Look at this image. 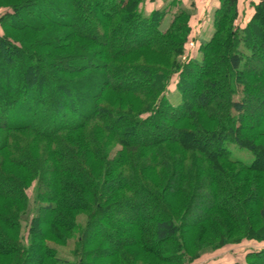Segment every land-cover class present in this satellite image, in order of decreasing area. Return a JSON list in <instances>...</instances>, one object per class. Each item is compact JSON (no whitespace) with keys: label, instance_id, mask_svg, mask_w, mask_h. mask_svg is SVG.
Listing matches in <instances>:
<instances>
[{"label":"trees","instance_id":"16d2710c","mask_svg":"<svg viewBox=\"0 0 264 264\" xmlns=\"http://www.w3.org/2000/svg\"><path fill=\"white\" fill-rule=\"evenodd\" d=\"M75 1L83 2V13ZM147 1L153 0H18L0 16V57L26 60L23 85L0 82V256L9 264L34 257L36 264H87L94 257L90 245L112 240L119 246L111 264H132L125 239L163 264H188L195 259L183 238L191 207L181 215L170 209L181 197L189 205L200 196L212 199L198 223L216 221L222 211L240 238L264 239V119L244 123L252 91L264 90V69L252 68L264 46L253 32L257 23L264 26V0L244 25L234 24L238 0H217L208 38L193 36L191 13L180 1L145 15ZM45 4L59 7L61 16ZM39 34L46 38L36 45ZM190 41L200 58L191 54ZM67 62L87 74L88 106L61 99L79 86L61 74ZM42 65L48 69L38 72ZM174 78L175 105L167 96ZM259 106L264 110V101ZM60 111L67 121L56 117ZM160 126L178 136H156ZM200 141L215 147L206 153L193 145ZM228 141L248 149L252 162L233 159ZM139 200L157 212L140 215L130 227L105 220L120 203ZM77 212L86 213L83 221L73 219ZM255 216L260 228L251 221ZM101 225L104 233L89 234ZM57 245L74 246L64 255ZM246 260L264 264V249Z\"/></svg>","mask_w":264,"mask_h":264},{"label":"rangeland","instance_id":"374dc122","mask_svg":"<svg viewBox=\"0 0 264 264\" xmlns=\"http://www.w3.org/2000/svg\"><path fill=\"white\" fill-rule=\"evenodd\" d=\"M18 0H0V16L4 13L5 8L12 4L17 2ZM164 2H169L170 0H163ZM217 2V0H216ZM258 2V0H238L237 6H238V14L237 18L234 20V24H240L244 25L252 16L254 11V5ZM148 2L144 3V6L142 8V11L145 15L149 13V11L155 7V3H150V6L148 7ZM48 8L53 10L54 16H61L58 14L60 11V8L57 7V9H52V6L49 4H45ZM75 7L81 13H83L84 4L82 1H75ZM175 8V7H174ZM175 10V9H174ZM25 12L28 14L29 10L25 9ZM98 15L96 14L93 19H97ZM40 18L38 21H43L44 17H38ZM93 20V21H94ZM50 25V24H48ZM212 25V22H211ZM259 27L258 29L254 28V36L264 42V26H262L260 23H257ZM88 25L83 24L80 26V29L83 31L87 28ZM208 26L204 30H202V34L198 36H201L203 38H208L211 30ZM3 33V29L0 26V34ZM8 35L14 37V38H20L22 36V33L14 32L9 30ZM97 36H100V32H97ZM196 34H193V36H196ZM46 37H41V35H37L36 45H40L41 42L45 41ZM192 48H189L192 50L191 54L197 58H200V53L197 51L195 44L193 46H190ZM187 54H185L186 56ZM259 59L255 61L252 64L253 69H264V46L263 49H260L259 51ZM0 82L1 83H8L11 86L15 85H23L24 84V65L26 63V60L18 57V58H9L7 55H2L0 57ZM139 61L147 62V63H155V64H162V65H168L164 61H155V60H148V59H138ZM88 66L92 64V61L86 62ZM46 69H48V66L42 65L38 68V72H44ZM61 74L74 79L79 82V86H76L74 89L70 88L67 89V94L63 96L62 94V101L68 100L73 105L80 104L81 106H88V101L92 100L90 99V96L88 94H84L83 91L87 89V82H86V76L87 74L79 73L77 69L73 64L71 63H65L62 65ZM46 74V82H49V76ZM26 75V74H25ZM24 75V76H25ZM23 78V79H22ZM34 79V84L36 83V79L32 76ZM176 80L175 78L172 79L171 83L169 84L168 90H167V96L172 104H176L177 100L179 99L177 97V89L175 88ZM97 87L100 89L102 86V83L99 82V84H96ZM34 86V85H33ZM263 88V87H262ZM34 90V87H31L28 93L32 92ZM251 99L248 106V117L244 119L245 125H254L258 124L262 119H264V110L260 108L259 104L261 101H264V90L262 91H252L251 93ZM76 107V106H74ZM54 112V111H53ZM64 111H60L56 117L63 116V120L67 121L69 117H64ZM6 118H4L3 121H5ZM41 126H44L42 123ZM156 136L161 137L164 135L170 136V137H177V132L173 129H168L165 126H160L156 129ZM28 136L31 135V133L27 134ZM29 140V139H28ZM27 140V141H28ZM29 144V142H27ZM194 146H199L202 148L204 152H208L214 149L215 143H203L202 141L196 142L193 144ZM225 146L227 147L230 156L233 159L242 161L246 164H250L253 160V154L246 148L238 147L232 142H226ZM39 148V147H38ZM119 146L115 145L113 147V152L118 150ZM180 151V150H179ZM192 154L194 156L198 155L197 152L193 151ZM190 160V158H189ZM259 165V164H258ZM232 170L236 171L235 167H231ZM244 177H250L252 179H257L259 175L257 173H246L244 174ZM243 177V178H244ZM261 180H263V176L260 175L259 177ZM262 182V181H261ZM34 186L35 183H32V185L26 190L27 197L29 198V202L32 208H30L29 216L34 213L33 208V198H34ZM200 191V190H199ZM181 199L183 197L178 198L177 200H173V203L171 204L170 209L174 212H177L179 215H181L184 212V209L186 210L188 207H191L190 211H188L187 217H186V227H185V235L183 236L187 249L190 251V253L195 255V259L191 260L188 264H250L246 258L247 255L251 254L252 252L259 251L261 249H264V239L263 240H255L250 238H240V230H236V227L234 226V223L230 218H228L224 212L218 211V220L212 221L207 220L206 222H199L203 214L206 212L207 208L212 203V199L207 196H200L196 199H192L190 202V205L188 204L186 199H183V203L181 202ZM139 203H120L116 208L113 209V211L105 217L107 222H114L121 226H132L134 225L136 218L140 215L150 212V213H156L157 208L153 206V204L149 200H145V203H141V200H139ZM189 205V206H188ZM43 219H46V215L43 216ZM86 217L85 212H77L73 219L75 221H83ZM251 218V217H250ZM251 221L256 222V228L259 227V219L257 216L255 218L252 217ZM28 222L22 221L21 222V232L26 235V229H27ZM235 227V228H234ZM46 228V227H45ZM260 228V227H259ZM230 229V230H229ZM40 230H42V225H40ZM106 231V228L101 225L100 227L93 228L90 231V235L94 237L96 235H101ZM108 231V230H107ZM66 234V233H64ZM68 237H72V234H66ZM50 241H55L52 238H49ZM126 241V242H125ZM124 243V244H123ZM123 247L124 251L127 252L132 260V264H163L160 260L156 259L151 253L144 251L138 244H136L131 239H125L123 240ZM219 245L216 247V245ZM64 251L63 254L67 255V253L73 248L74 245L71 246H62L57 245ZM119 246V243L117 244L116 241L112 240L110 242H103L98 241L97 243H93V245H90L89 249H94V257L90 256L89 258H86L87 264H111V262L114 260L112 252L114 249H116ZM88 249V248H87ZM71 257V256H69ZM35 257L30 260L29 264H36V260H34ZM116 260V259H115ZM9 259L3 258L0 256V264H9ZM121 264V263H120Z\"/></svg>","mask_w":264,"mask_h":264},{"label":"crops","instance_id":"0c3cea01","mask_svg":"<svg viewBox=\"0 0 264 264\" xmlns=\"http://www.w3.org/2000/svg\"><path fill=\"white\" fill-rule=\"evenodd\" d=\"M172 0L169 2H164L163 0H153L147 1L148 7L150 3H155V6H163L168 5L171 3ZM180 3L185 7L187 11L191 13V26L193 28V34L201 35L202 30L210 27L212 29V14L213 10L218 5L216 0H178Z\"/></svg>","mask_w":264,"mask_h":264},{"label":"built area","instance_id":"2783aa9c","mask_svg":"<svg viewBox=\"0 0 264 264\" xmlns=\"http://www.w3.org/2000/svg\"><path fill=\"white\" fill-rule=\"evenodd\" d=\"M194 44H193V41H190L189 42V46H193Z\"/></svg>","mask_w":264,"mask_h":264}]
</instances>
